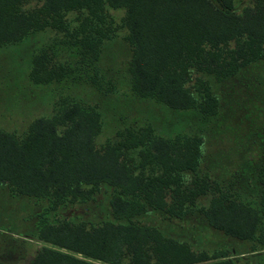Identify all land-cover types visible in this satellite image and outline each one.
<instances>
[{
  "label": "trees",
  "instance_id": "1",
  "mask_svg": "<svg viewBox=\"0 0 264 264\" xmlns=\"http://www.w3.org/2000/svg\"><path fill=\"white\" fill-rule=\"evenodd\" d=\"M29 1L0 0V45L43 29L51 24L50 16L79 5L90 6L89 0H44L38 12L42 18L36 20L22 9ZM100 2L126 9L127 39L133 48L130 73L134 93L155 97L172 109H196L199 117L213 116L218 111L215 95L204 92L199 101L189 89L192 60L204 58L210 65L217 58V50L232 42L242 62L223 75L264 59V0H253L239 13L234 10L233 0ZM41 58L44 54L34 58L30 72L35 83L64 77L68 66L41 67ZM99 124L93 109L74 105L50 118L35 119L22 137L0 131V185L8 186L16 195L48 199L55 208L67 201L89 199L102 183L115 187L111 211L121 221H106L92 229L69 223L44 225L38 236L45 245L28 264H235L223 254L209 261L188 244L132 220L149 208L163 212L167 219L183 217L188 211L183 179L187 173L193 177L194 196L206 193L205 188L198 189L202 138L194 135L168 140L153 135L146 140L150 130H127L119 133V139L96 149L94 136ZM146 143L147 148H142ZM136 149L143 167L139 172L131 160L124 158ZM148 155L149 160L145 159ZM146 165H151L149 177ZM168 196L176 199L178 206L168 203ZM194 201L192 197L190 205ZM203 214L210 226L240 240L257 237L264 216V212L260 215L245 204L226 206L219 196H214L212 206ZM125 219L129 221L123 222ZM260 241L264 244V238Z\"/></svg>",
  "mask_w": 264,
  "mask_h": 264
},
{
  "label": "rangeland",
  "instance_id": "2",
  "mask_svg": "<svg viewBox=\"0 0 264 264\" xmlns=\"http://www.w3.org/2000/svg\"><path fill=\"white\" fill-rule=\"evenodd\" d=\"M43 1L30 0L22 9L40 20L42 14L38 12ZM100 1L89 0L90 6L79 5L50 16L51 24L43 29L0 45V131L22 137L35 119L50 118L65 107L79 105L98 114L96 149L119 139L127 130H150L146 140L153 135L168 140L200 136L203 143L198 189L205 188L206 193L194 196L193 177L187 173L183 179L188 211L183 217L167 219L163 212L149 208L132 220L188 244L209 261L223 254L235 264H264V244L260 241L264 238V216L257 237L240 240L210 226L203 214L212 206L214 196L226 206L240 203L260 215L264 212V59L223 75L242 62L232 42L217 50V58L210 65L204 58L192 60L189 89L199 101L204 92L215 95L218 111L213 116L199 117L196 109H172L155 97L134 93L130 73L133 48L127 39L126 9L112 8L106 2L102 5ZM252 4L253 0H233L238 13ZM41 54V67H69L63 71V78L46 83L31 79L34 58ZM211 68L216 72H210ZM142 148L146 149L147 143ZM137 150L128 151L124 158L131 160L139 172L143 167ZM146 169L149 177L151 165ZM114 192V186L102 183L89 199L67 201L53 208L48 199L16 195L8 186L0 185V264H28L45 245L38 236L44 225L69 223L92 229L106 221H121L112 216ZM192 197L195 201L190 205ZM166 200L178 206L176 199L168 196Z\"/></svg>",
  "mask_w": 264,
  "mask_h": 264
}]
</instances>
